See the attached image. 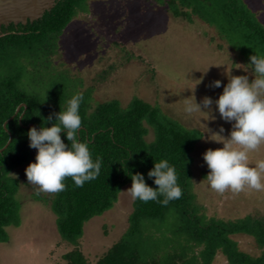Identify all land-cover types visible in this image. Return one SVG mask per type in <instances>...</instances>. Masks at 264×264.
Returning <instances> with one entry per match:
<instances>
[{"label":"trees","instance_id":"trees-1","mask_svg":"<svg viewBox=\"0 0 264 264\" xmlns=\"http://www.w3.org/2000/svg\"><path fill=\"white\" fill-rule=\"evenodd\" d=\"M93 1L63 0L41 20L27 26L11 25L0 33V150L7 145L9 134L13 137L0 154V244L9 242L7 228L21 225V203L16 199L20 187L10 175L31 161L28 131L33 126L51 127L45 120L51 115L55 122V114L66 110L74 95L82 94L79 138L88 144L94 162L101 159L100 174L81 188L67 178L66 189L52 193L50 200L38 192L33 196L38 202L50 203L61 240L74 247L63 256L66 264H90L80 249L87 222L114 208L122 189L132 185L131 173H142L148 186L158 188L147 173L160 160H167L175 168L181 198L167 206L134 200L128 230L95 264H218L220 257L224 264H264V215L226 221L207 217L197 204L191 155L201 140L198 131L184 128L159 107L139 98L122 107L118 100L94 102L93 88L84 92L77 88L71 94L68 85L57 82L40 96L30 95L19 86L25 72L22 58L44 67L46 59L58 49L65 30L84 10L90 12ZM142 1L160 6L173 18L189 24L199 19L214 28L220 39L249 64L253 55L264 57V24L245 0ZM113 68L98 79L109 78ZM21 105H26V110L22 107L16 114ZM151 130L154 139L148 142ZM61 136L68 144L63 133ZM237 236L252 238L258 255L242 249Z\"/></svg>","mask_w":264,"mask_h":264},{"label":"rangeland","instance_id":"rangeland-1","mask_svg":"<svg viewBox=\"0 0 264 264\" xmlns=\"http://www.w3.org/2000/svg\"><path fill=\"white\" fill-rule=\"evenodd\" d=\"M245 2L264 24V0ZM83 13L65 30L58 49L46 59L44 67L22 58L25 72L19 86L30 95L45 96L57 82H63L71 94L77 88L78 92L93 88L97 103L118 100L126 107L139 98L159 107L163 114L201 135L191 157L192 189L202 212L226 221L264 215V191L245 189L220 194L205 179L209 169L203 154L224 147L208 137L221 127L225 129L222 135L227 137L232 125L220 118L215 104L211 106L215 119L208 113L189 115L184 111L185 105L195 104V100L201 103L204 97L218 99L230 76L254 80L249 63L199 19L189 24L142 0H94L90 12ZM112 67L109 78L98 79ZM216 80L222 81L221 87H212ZM146 139H154L152 130ZM37 151L33 149L31 161L10 175L20 187L16 199L21 203V225L7 228L9 242L0 244V264H66L63 256L74 249L61 240L50 203L43 204L33 197L39 189L28 183L25 170L35 162ZM261 160L264 144L249 153V166ZM131 186L122 189L113 209L85 225L80 249L90 264L102 258L128 230L134 200L124 191ZM39 193L49 200L52 197V193ZM237 240L246 252L258 255L252 238L237 236ZM224 262L221 257L217 260L218 264Z\"/></svg>","mask_w":264,"mask_h":264},{"label":"clouds","instance_id":"clouds-1","mask_svg":"<svg viewBox=\"0 0 264 264\" xmlns=\"http://www.w3.org/2000/svg\"><path fill=\"white\" fill-rule=\"evenodd\" d=\"M249 65L255 76L251 82L248 76H230L218 99L213 101L204 97L201 103L195 100V104L187 103L184 108L189 115L203 112L215 119L211 107L215 104L220 118L232 125L227 137L222 135L225 132L223 127L208 137L224 147L209 149L203 154L209 169L205 179L209 187L220 194L226 191L240 193L245 189L264 191V160L257 161L254 167L248 163L249 153L264 144V57L257 54L251 56ZM221 84L222 81L216 80L212 87L219 88ZM83 99L82 94L74 95L68 101L66 110L55 114V122L51 115L45 120L47 124H52L51 127H32L27 133L29 147L38 151L35 162L26 168L25 173L28 183L38 187L37 194L64 191V181L69 177L77 188H81L100 174L101 159L97 158L94 162L88 144L79 138L82 129L79 110ZM129 176L132 186L124 192L132 200L143 203L156 201L167 206L182 196L176 170L167 160L155 162L154 168L147 173L148 179L153 180L158 188L148 186L142 173H131Z\"/></svg>","mask_w":264,"mask_h":264},{"label":"water","instance_id":"water-1","mask_svg":"<svg viewBox=\"0 0 264 264\" xmlns=\"http://www.w3.org/2000/svg\"><path fill=\"white\" fill-rule=\"evenodd\" d=\"M63 0H0V30L9 28L11 25L18 27L20 25L27 26L41 20L44 15L51 12L57 3ZM26 110V105H21L16 114L21 108ZM15 118V116L6 122L5 126ZM35 127V126H34ZM10 138L7 145L0 150L3 153L11 144L13 137Z\"/></svg>","mask_w":264,"mask_h":264},{"label":"flooded vegetation","instance_id":"flooded-vegetation-1","mask_svg":"<svg viewBox=\"0 0 264 264\" xmlns=\"http://www.w3.org/2000/svg\"><path fill=\"white\" fill-rule=\"evenodd\" d=\"M2 30H3V28L0 30V33H2ZM29 127H32V125H30ZM34 127V126H33Z\"/></svg>","mask_w":264,"mask_h":264}]
</instances>
